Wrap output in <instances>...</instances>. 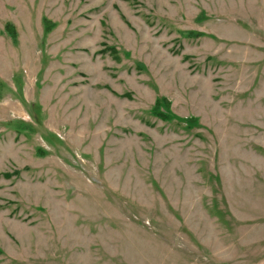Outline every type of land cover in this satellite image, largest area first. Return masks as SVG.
Returning a JSON list of instances; mask_svg holds the SVG:
<instances>
[{
    "label": "rangeland",
    "instance_id": "obj_1",
    "mask_svg": "<svg viewBox=\"0 0 264 264\" xmlns=\"http://www.w3.org/2000/svg\"><path fill=\"white\" fill-rule=\"evenodd\" d=\"M0 264H264V0H0Z\"/></svg>",
    "mask_w": 264,
    "mask_h": 264
}]
</instances>
